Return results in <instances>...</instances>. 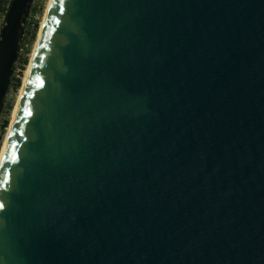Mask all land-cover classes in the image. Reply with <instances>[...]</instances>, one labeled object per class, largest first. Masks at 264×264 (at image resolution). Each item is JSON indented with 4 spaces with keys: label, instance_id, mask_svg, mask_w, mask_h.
I'll list each match as a JSON object with an SVG mask.
<instances>
[{
    "label": "water",
    "instance_id": "1",
    "mask_svg": "<svg viewBox=\"0 0 264 264\" xmlns=\"http://www.w3.org/2000/svg\"><path fill=\"white\" fill-rule=\"evenodd\" d=\"M0 183V264H264V0H51Z\"/></svg>",
    "mask_w": 264,
    "mask_h": 264
},
{
    "label": "rangeland",
    "instance_id": "2",
    "mask_svg": "<svg viewBox=\"0 0 264 264\" xmlns=\"http://www.w3.org/2000/svg\"><path fill=\"white\" fill-rule=\"evenodd\" d=\"M11 3V0H9ZM49 0H34L30 12L32 13V16L35 18V20L38 23V30L36 33V37L33 38L29 43V51L27 54H23L22 56L18 57V60L15 64L16 70L13 72V76L11 78V84L9 86L8 92L5 97V103L2 109V112L0 114V151L2 149V146L5 142L6 135L8 133V128L10 126L13 111L15 108V105L18 100V96L20 94V89L23 85L24 77L26 74V70L28 67V64L30 62V58L32 56V51L35 45V42L38 37V33L43 21V17L47 8ZM5 6V4H4ZM6 15H3L0 24L3 26L4 24V18ZM2 29V28H1ZM1 32V31H0ZM28 58V62H25L24 59ZM20 80V82H18ZM7 122L5 125L4 123Z\"/></svg>",
    "mask_w": 264,
    "mask_h": 264
},
{
    "label": "bare ground",
    "instance_id": "3",
    "mask_svg": "<svg viewBox=\"0 0 264 264\" xmlns=\"http://www.w3.org/2000/svg\"><path fill=\"white\" fill-rule=\"evenodd\" d=\"M50 2H51V0H49V2H48V5H47V8H46V11H45L44 17H43V21H42V24H41V27H40V30H39V33H38L37 40H38L39 36H40L41 33H42V30H43V27H44V24H45V20H46V17H47V14H48L49 8H50ZM1 30H2V29H1ZM0 33H1V32H0ZM37 40H36V42H35V45H34V48H33V51H32V56H31V58H30L31 60H30V62H29V64H28V67H27V70H26V74H25V77H24V81H23V85H22V87H21V89H20V94H19V96H18V100H17V103H16L15 108H14V111H13V116H12V120H11L10 126H9V128H8V133H7V135H6V139H5V142H4L3 146H2V149H1V151H0V163H1V161H2L3 153H4L5 149H6V146H7L8 140H9L10 133H11V131H12V127H13V122H14L15 113H16L17 109H18L19 106H20V102H21V97H22V91H23V88H24V86L26 85L27 80H28V70H29L30 66L33 64V58H34V56H35V52H36V44H37Z\"/></svg>",
    "mask_w": 264,
    "mask_h": 264
},
{
    "label": "built area",
    "instance_id": "4",
    "mask_svg": "<svg viewBox=\"0 0 264 264\" xmlns=\"http://www.w3.org/2000/svg\"><path fill=\"white\" fill-rule=\"evenodd\" d=\"M37 28H38L37 21L30 12L24 24V33L20 43L19 57L25 53L27 54L29 49V43L34 38V34L36 33Z\"/></svg>",
    "mask_w": 264,
    "mask_h": 264
},
{
    "label": "trees",
    "instance_id": "5",
    "mask_svg": "<svg viewBox=\"0 0 264 264\" xmlns=\"http://www.w3.org/2000/svg\"><path fill=\"white\" fill-rule=\"evenodd\" d=\"M4 4H5V6H4ZM9 7H10V1L9 0H0V20H1V18H2L3 15H6L7 14V11L9 9ZM1 28H2V26L0 24V31H1ZM36 33H37V31H36ZM36 33L34 34V38L36 37ZM28 51H29V49H28ZM24 61L25 62H28V58L26 57L24 59ZM15 70H16V66L14 67V71ZM18 82H20V80ZM6 123L7 122H5L4 124L7 125Z\"/></svg>",
    "mask_w": 264,
    "mask_h": 264
},
{
    "label": "snow or ice",
    "instance_id": "6",
    "mask_svg": "<svg viewBox=\"0 0 264 264\" xmlns=\"http://www.w3.org/2000/svg\"><path fill=\"white\" fill-rule=\"evenodd\" d=\"M63 2H64V0H59V3L63 4ZM29 114H31V113H29ZM15 146H16V142L13 141L10 143L11 148H15ZM5 159H7V157H5ZM5 172H6V169H5ZM4 179H7V175L4 176ZM2 186H3V184L0 183V187H2ZM3 207H4L3 203H0V208H3Z\"/></svg>",
    "mask_w": 264,
    "mask_h": 264
}]
</instances>
